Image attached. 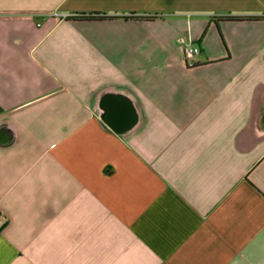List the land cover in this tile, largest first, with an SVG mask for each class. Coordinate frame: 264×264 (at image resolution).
Returning <instances> with one entry per match:
<instances>
[{
  "label": "crops",
  "instance_id": "1",
  "mask_svg": "<svg viewBox=\"0 0 264 264\" xmlns=\"http://www.w3.org/2000/svg\"><path fill=\"white\" fill-rule=\"evenodd\" d=\"M0 211V264H264V0H0Z\"/></svg>",
  "mask_w": 264,
  "mask_h": 264
},
{
  "label": "built area",
  "instance_id": "2",
  "mask_svg": "<svg viewBox=\"0 0 264 264\" xmlns=\"http://www.w3.org/2000/svg\"><path fill=\"white\" fill-rule=\"evenodd\" d=\"M178 46L184 55L185 61L191 65H194L195 57L201 52L200 45L189 41L185 37H180L178 38ZM7 223V216L0 211V230L4 228Z\"/></svg>",
  "mask_w": 264,
  "mask_h": 264
},
{
  "label": "trees",
  "instance_id": "3",
  "mask_svg": "<svg viewBox=\"0 0 264 264\" xmlns=\"http://www.w3.org/2000/svg\"><path fill=\"white\" fill-rule=\"evenodd\" d=\"M87 17L95 18V17H100V16H98V15H93V16H87ZM233 18H236V17H233Z\"/></svg>",
  "mask_w": 264,
  "mask_h": 264
}]
</instances>
